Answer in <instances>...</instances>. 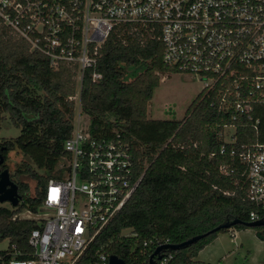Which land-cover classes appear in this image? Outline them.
<instances>
[{"label":"built area","instance_id":"built-area-1","mask_svg":"<svg viewBox=\"0 0 264 264\" xmlns=\"http://www.w3.org/2000/svg\"><path fill=\"white\" fill-rule=\"evenodd\" d=\"M0 27L46 56L52 68L75 66L78 82L69 97L75 102L64 142L69 156L60 177L50 178L44 190L42 224L29 236L32 251L14 247L2 264H79L144 176L136 174L135 152L142 147L117 127L93 133L80 99L87 72L93 82L103 79L101 49L120 27L141 42L159 40L166 65L204 79V97L228 115L219 131L220 152L231 145L230 156L242 166L245 199L252 205L248 221L264 219V139L257 132L254 140L238 144L237 134L245 125L257 131L264 111V0H0ZM236 230L229 229L232 237ZM166 243L145 238L124 264H150L155 248ZM172 251H162L156 264H169ZM110 255L103 245L90 264H108Z\"/></svg>","mask_w":264,"mask_h":264},{"label":"trees","instance_id":"trees-1","mask_svg":"<svg viewBox=\"0 0 264 264\" xmlns=\"http://www.w3.org/2000/svg\"><path fill=\"white\" fill-rule=\"evenodd\" d=\"M101 52L99 70L103 79L93 82L86 73L80 88L82 109L90 116L93 133L110 132L117 127L127 140L142 147L135 152L139 159L136 174L144 176L79 264L93 262L103 245L109 254L130 261L131 252L139 251L145 238L157 236L180 243L233 218L248 221L252 205L245 199L242 166L230 156L231 145L220 152L219 131L228 115L219 111L211 98L204 97L202 90L183 119H150L148 106L160 85V74L178 71L163 62L162 42H141L139 36L120 27L111 33ZM128 69L134 73L131 80L127 79ZM75 76V66L62 64L58 69L52 68L46 56L0 27V131L6 116L20 129L14 138H0V150L5 162L11 150L28 158L17 164L13 179L14 175L26 174L36 181L35 194L30 195L29 184L15 180L20 203L13 208L0 206V241H10L9 249L1 252L0 264L9 261L14 247L32 251L29 236L42 220L22 217L20 213H38L42 209L49 179L60 177L62 170L56 168L69 156L64 142L73 127L75 102L69 97L78 90ZM258 115L261 122L257 131L248 125L238 128V144L254 140L257 132L264 139V111ZM163 123L170 127L165 138L158 140L155 133H159L157 128ZM221 166L228 172H223ZM4 167L7 168L5 163ZM235 228L252 229L264 240V226L240 224ZM125 229H132L137 236H122ZM228 230L221 229L172 251L169 264H206L197 259L199 252L220 232Z\"/></svg>","mask_w":264,"mask_h":264},{"label":"rangeland","instance_id":"rangeland-1","mask_svg":"<svg viewBox=\"0 0 264 264\" xmlns=\"http://www.w3.org/2000/svg\"><path fill=\"white\" fill-rule=\"evenodd\" d=\"M127 79L131 80L133 78L132 69H128ZM161 82L160 85L155 89L153 93V98L149 102L148 113L149 118L153 120H181L185 117L186 112L192 102L196 99L198 94L202 91L204 79L200 78L198 75L185 72V71H177V72H168L164 74H160ZM113 120V117L109 118ZM2 127L0 131L1 140L14 138L19 135L20 129L15 127L10 119L6 116V118L2 122ZM157 126V123H155ZM160 125V124H159ZM159 133L156 134V138L160 140V138H165L167 135L168 128L170 127L168 124L163 123L158 126ZM233 131V128H229ZM28 159L18 150H11L8 154V159L5 164L10 171L11 178L15 172L17 164L23 160ZM62 161L57 166L56 170L60 169ZM40 172H42L40 170ZM13 179V178H12ZM15 180H22L29 184L30 186V195L35 194L36 190V181L32 179L30 176L26 174H22L20 176L14 175ZM0 206H5L8 208H13L9 202L0 203ZM43 209H41L38 213H33L29 210H23L20 213L22 217H34L39 219L43 216ZM238 230V229H237ZM132 229L123 230L122 234H130ZM10 247L9 239H5L0 241V257L1 252H6ZM251 248L254 249L255 246L251 245ZM249 252L236 254L237 264H249L250 255ZM264 259V253H261ZM260 256V255H259Z\"/></svg>","mask_w":264,"mask_h":264},{"label":"crops","instance_id":"crops-1","mask_svg":"<svg viewBox=\"0 0 264 264\" xmlns=\"http://www.w3.org/2000/svg\"><path fill=\"white\" fill-rule=\"evenodd\" d=\"M252 244L254 249L251 248ZM245 252H249V264H264L261 255L264 253V240L259 239L254 230L238 229L235 237L228 230L220 232L211 243L201 249L197 259L206 264H237L236 254Z\"/></svg>","mask_w":264,"mask_h":264},{"label":"water","instance_id":"water-1","mask_svg":"<svg viewBox=\"0 0 264 264\" xmlns=\"http://www.w3.org/2000/svg\"><path fill=\"white\" fill-rule=\"evenodd\" d=\"M5 157L0 150V166L4 164ZM21 195L18 191V184L11 179L10 171L8 168H4L0 171V203L9 202L12 206H17L20 203ZM43 209V208H42ZM44 210V209H43ZM244 225L246 227H261L264 226V219L255 221H243L239 218H233L227 220L218 226H215L211 230L204 232L202 234H197L183 242L180 243H166L155 248L150 257V264H156V259L161 258L162 251L170 250H180L188 247L203 237L210 235L211 233L217 232L221 229H230L236 225ZM108 264H124V259L118 257L115 254L109 256Z\"/></svg>","mask_w":264,"mask_h":264},{"label":"flooded vegetation","instance_id":"flooded-vegetation-1","mask_svg":"<svg viewBox=\"0 0 264 264\" xmlns=\"http://www.w3.org/2000/svg\"><path fill=\"white\" fill-rule=\"evenodd\" d=\"M5 163V162H4ZM4 168H6V167H4V164H2L1 166H0V171L2 170V169H4Z\"/></svg>","mask_w":264,"mask_h":264}]
</instances>
